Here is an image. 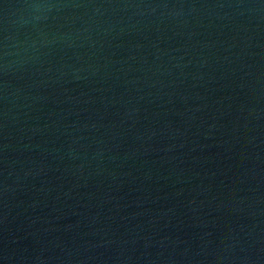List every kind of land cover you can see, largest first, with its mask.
Wrapping results in <instances>:
<instances>
[{"label":"water","instance_id":"95a60500","mask_svg":"<svg viewBox=\"0 0 264 264\" xmlns=\"http://www.w3.org/2000/svg\"><path fill=\"white\" fill-rule=\"evenodd\" d=\"M0 264H264V0H0Z\"/></svg>","mask_w":264,"mask_h":264}]
</instances>
